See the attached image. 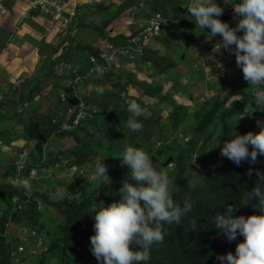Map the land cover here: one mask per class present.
I'll use <instances>...</instances> for the list:
<instances>
[{"label": "trees", "instance_id": "16d2710c", "mask_svg": "<svg viewBox=\"0 0 264 264\" xmlns=\"http://www.w3.org/2000/svg\"><path fill=\"white\" fill-rule=\"evenodd\" d=\"M135 1L121 0L114 8L101 4L98 11L100 8L106 10L101 24H79L83 27L86 25L89 30L104 36L103 38L118 42V38L108 36L106 27L134 3L138 4V0ZM183 1L185 0H148L149 11L146 15L150 16L154 11L178 13ZM227 2L231 5L234 0ZM181 24L182 37L188 44H196L191 31L193 22L184 15ZM76 25L73 22L68 31H72ZM165 36H160V40L169 46L170 38ZM205 37L206 34L201 33L200 38ZM68 39V50L57 60H65L72 65L68 64V70L60 75L55 70V62H52L47 73L48 76L57 78L52 89L46 93L53 110L45 113L40 104L26 114L27 107L22 106L19 111L10 115L0 110V118L22 124L23 133L18 137L32 143L31 148L38 157L39 165L57 163L60 167L69 169L73 166L83 168L95 164L94 161L103 155L102 162L107 165L108 174L99 181L82 176L71 185V194L54 197L46 190L29 192L31 189L25 190L20 186L21 183L11 181L10 178L17 174L16 164L0 166V264H102L92 254L90 245V236L94 232V207L97 201L102 200L108 204L120 198L118 190L129 170L127 165L121 163L119 156L127 146L141 148L149 155L154 168L167 172L171 178L170 195L175 202L182 203L185 196H190L192 201V210L182 218L180 225H162L164 240L152 246L148 264H218L215 256L234 250L237 241L229 242L218 234L212 227V216L216 212H223L228 204L238 205L234 213L236 215H249L255 211L251 205L239 203L242 194L255 183V175L251 178L247 176L249 163L242 161L236 165L220 156V148L223 141L229 138L230 131L235 128L243 134L250 130L248 123H239L238 118L244 114L249 115L250 109L257 108L253 101V86L244 80L238 68L225 96L221 97L219 93L207 97L194 111L196 122L184 130V137L180 142L169 148L165 145L158 148L156 143L167 141L176 133L190 112L187 105L177 104L170 94L163 92V83L169 81L178 88L185 89L184 91L190 87V83L186 86L180 83L178 60L173 59L169 53L161 54L158 49L147 47L135 65L142 71L151 70L154 80L141 79L136 71L123 66L104 74L96 73L86 80L85 83H91L93 89L82 96L63 82L75 79L77 74H84L90 66L89 55L95 54L98 48L94 46V40L87 43L78 41L72 45L74 38L69 36ZM202 50L204 51L203 47ZM179 59H182L181 56ZM204 66L205 64L198 65L202 80L205 77ZM157 76L162 77L163 83L158 81ZM107 82L110 83V88L106 85ZM39 83L22 96V102H30L36 95H41L44 89ZM237 84H242L238 93ZM97 87L105 89L103 94L96 92ZM131 88L137 93H131ZM61 91L66 94L65 100L60 96ZM186 95L195 101L200 94L195 97L190 96V93ZM143 96L166 100L169 121L164 122L160 115H153L155 109L145 106ZM79 97L85 103L86 114L77 125H73L79 108ZM130 99L135 100L141 108L136 117L141 128L135 131L126 124L130 115L126 101ZM15 104L16 101L13 100L10 107ZM70 107L73 112L69 113ZM143 109H147V112ZM63 125L68 128H63ZM10 133V125L3 127L0 139ZM69 139L74 142L72 145L63 148L60 144L56 150L50 148L56 141ZM161 149H166L165 153H161ZM169 157H172L174 167L165 170V162ZM194 158L198 161V168L194 167L197 177L191 180L188 174ZM63 160L66 161V166L63 165ZM32 166V163H27L22 173L23 181L28 178ZM255 167L264 168V156H258ZM13 196L20 198V206H15ZM39 201L44 204L43 208ZM46 206L57 216L56 223H48L52 216L49 213L50 220L44 216L43 209ZM9 221L11 227L7 230ZM193 224L195 229L192 228ZM13 230H17L19 234H13ZM239 239L243 237H238ZM29 240L32 242L28 243ZM32 243L35 245L31 246Z\"/></svg>", "mask_w": 264, "mask_h": 264}, {"label": "clouds", "instance_id": "9594fccd", "mask_svg": "<svg viewBox=\"0 0 264 264\" xmlns=\"http://www.w3.org/2000/svg\"><path fill=\"white\" fill-rule=\"evenodd\" d=\"M147 2L148 0H138V4H133L134 6L132 5L129 9H132L133 13L140 12L145 10ZM183 2L185 4H182V9L178 13L165 14L162 11H154L151 14L161 12L176 21L172 26L164 24L160 33L145 43L144 52L147 47H150L151 40H160V36L168 35L171 42L173 30L177 25H182V17L185 15L189 20L195 21V28L200 30L195 31L197 35L205 33L209 40L219 36V40L214 42L213 53L234 54L235 63L241 70L244 80L253 86L252 95L256 107L264 111V0H234L233 3H230L231 5L227 4V0H223L224 6L230 11L233 10L235 24L221 19L224 10L221 0H185ZM151 15L145 18L133 32L123 37L118 36L123 34L115 35L114 38L119 39L115 43L124 42L129 36L141 30ZM68 29L69 27L67 32ZM182 39L186 42L183 37ZM105 40L110 39L105 38L98 43V46ZM189 45L192 44L186 42V46ZM143 54L135 59L134 64L130 67L134 68L136 60ZM184 54V51L181 52L182 59H178L182 61ZM209 58L213 60L217 69L223 71L224 63L221 60L215 59L214 56ZM153 78L151 76L150 80H146L152 81ZM86 80L88 79L80 81ZM70 82L69 85L73 88L74 79H71ZM78 82L75 90L73 89L75 92L78 91ZM104 91L103 87L96 88V92L99 94H103ZM62 93L64 92L61 91L60 96ZM208 96L207 94L203 95V99L205 100ZM79 98L81 99V97ZM126 104L130 114L126 122L127 127L134 131L139 130L141 124L137 122L136 117L140 114L141 108L135 100L130 99L126 101ZM62 127L68 128L67 125ZM255 128L258 130L250 129L243 134L234 128L228 133L229 138L223 141L220 148V156L227 158L232 163L236 165L242 161L249 163L247 176L251 178L255 175V183L250 190H246L242 194L239 203L245 206L251 205L255 211L249 215H236L234 213L237 211L238 205L228 204L223 212H216L212 216V227L217 230L218 234H221L229 242L237 241L234 250L218 253L215 256L218 264H264V168L255 167L258 156H264V117L256 118ZM27 147L29 146L22 149H28ZM29 148L31 149V147ZM119 157L121 163L127 165L129 171L118 190L119 199L108 204L101 200L95 204L94 232L90 236L91 252L102 264H148L152 246L164 240L162 225H180L182 218L192 210L191 197L185 196L182 203L175 202L169 193L166 173L154 168L149 155L141 148L127 146ZM23 161L24 155L21 154L18 166H22ZM29 162L28 155L26 165ZM63 165L66 166L64 160ZM33 167L35 166L31 168ZM74 167L76 166L72 168ZM80 174L93 181H99L105 177V174H108V167L104 161L97 160L92 166L90 176H86L84 171H81ZM20 183V186L25 190L30 189L29 183L23 181L22 176ZM19 203L20 198L18 197L15 206H20ZM10 225L7 230L11 227ZM192 228L195 229V224L192 225ZM238 237H243V239L238 240Z\"/></svg>", "mask_w": 264, "mask_h": 264}, {"label": "rangeland", "instance_id": "374dc122", "mask_svg": "<svg viewBox=\"0 0 264 264\" xmlns=\"http://www.w3.org/2000/svg\"><path fill=\"white\" fill-rule=\"evenodd\" d=\"M135 1V0H134ZM228 1V0H227ZM137 1H135L136 3ZM221 2L223 3V0H221ZM134 3V5H135ZM225 3H223L224 5ZM133 5V6H134ZM223 14L221 16V19L224 21H228L230 24H235V20L233 19V10H229L228 8L223 6ZM98 11V10H96ZM144 11V10H142ZM145 11H149L148 6L146 5ZM127 12L133 16V12L132 9L127 10ZM125 12V13H127ZM124 15V16H118L116 18V20L111 23L108 24V26L106 27V31L110 37H115L113 35H111V33H109V29L113 28L111 31L115 32V31H119L120 33L117 34H123V35H118V36H125L124 33H130L131 31H129V26L131 24L130 22V16ZM230 16V17H228ZM79 22L77 23V25L74 27L75 29L81 30L82 29V33L81 37L82 39H79L80 42L82 43H87L89 37H90V30H88L87 33H84L83 31L86 30L88 27L85 25L84 28H81L83 26H80L79 23L81 22H85L86 24L89 25H99L101 24L102 21V16H79ZM194 24L193 28H192V36L194 39H196L195 41H197L196 44L192 43V45L186 46V42L182 39V34L180 33V31L182 30V25H177L175 27V29L173 30L174 34L171 37V46H173L172 51H174V49H182V47H184L185 50H181V52H185L184 57H183V61L179 60V67H180V71H179V77H180V83L182 85H187L190 83V87L188 89H186V91H184L185 89L182 88H178L177 86H175L173 84V82H168V83H163V79L160 76V78L157 77L158 81L163 83V92L170 94V96L172 97V99H174L177 104H183V105H187L189 108L188 114L186 115L184 121L182 122V124L179 126V129L176 133H173L172 136L170 138H168L167 141H161V144H159L158 142L156 143V145L159 147L164 145L166 147H171L174 145H177L180 140L182 139L183 136V132L184 130L188 127L191 126L193 124H195L196 120L194 117V111L196 109H198L201 105L202 102L204 101L203 99V95L205 96V94H207L208 97H211L213 95H217V94H221V97L225 96L228 91H229V86L232 83V79L236 76L237 70L239 67H237L236 63H235V56L234 54H229L228 52H223V50H221L223 52V54L221 55L220 53H213L212 49H213V45L214 42L219 40V36L216 37H212L211 40H209L207 38V36L203 39L200 38V35H197L195 31H200L198 28H195V21L192 19L191 20ZM140 25V24H139ZM138 25V26H139ZM137 26V27H138ZM73 28V29H74ZM131 30V29H130ZM115 34V33H114ZM97 36H101L102 38L99 39V42L104 40L105 38H103L104 36L100 35L99 33L96 32ZM117 36V35H116ZM180 38V39H179ZM181 40V41H180ZM194 41V40H192ZM184 44V46H183ZM182 46V47H181ZM202 47L204 49V51L202 50ZM176 52V51H174ZM201 52V54H200ZM210 56H214L215 59L217 60H221L224 63V69L223 71H221L220 69H217L215 67V64L213 63V60L210 59ZM185 58V59H184ZM200 64H205V77L203 81L201 79V73H199V67L198 65ZM65 69L63 70H67V67L64 66ZM129 70H134L136 71L137 75L139 76V78L141 79H148L150 80V73L149 71H142L137 69V67L135 66L134 68L132 67H127ZM26 79L32 80L31 77H28ZM155 79V78H153ZM70 83V82H69ZM192 84V85H191ZM106 85L110 88L111 85L109 82L106 83ZM203 85V87L201 86ZM241 86L242 84L238 85L237 84V93L241 90ZM27 87H31L29 85V82L26 83L24 88ZM51 87V86H50ZM48 87V89L46 91H49L50 89H52V87L50 88ZM85 87V89H84ZM21 88V91L22 89ZM50 88V89H49ZM77 89L79 92V95L88 93L89 90L91 91L93 89V85L91 83H88L87 85H84V81H79L77 84ZM28 89H24V91H27ZM20 92V90H19ZM135 92L132 88H131V93ZM186 93H190V96H198L199 98L197 100H191ZM20 94V93H19ZM238 95V94H237ZM16 96V95H15ZM47 96V95H45ZM48 98V97H47ZM144 102H145V106H150L153 107L155 110L153 111V115H160L161 116V120H163L164 122H168L169 118H168V112L169 109L167 108V102L166 100L164 101H160L158 99V97H148V96H143L142 97ZM207 98V97H206ZM19 101H21L22 103V97H20L18 99ZM42 110L45 113L50 112L51 110H53V106L52 103L50 101V98H48L47 100L44 101L43 103V108ZM144 111H146L147 109H143ZM147 112V111H146ZM250 114L249 115H241L238 118V122L240 123H244L247 122L248 123V129H254V130H258L255 128V120L256 118L259 117H264V111L259 110L258 108H254V109H250ZM20 132L19 134L23 133V129L21 128V126L19 127ZM17 143L15 144L16 147V152L14 154L13 159L11 162H15L16 161V155L18 154L19 150H22V148H24V144L25 141L23 139H20L18 137L17 139ZM74 142L69 139V140H60V141H56L54 144L50 145V148L52 150H56V148L61 144L63 145L62 147L65 148L66 146L72 145ZM28 148V153H29V161L30 163L33 164V166L37 167V175L34 178H30L28 176V178H25L24 181H27L30 185V189L32 192L34 190H39V191H48L52 196L54 197H61L64 195H68L71 194L73 191L71 189V185L75 182H77L82 176L85 177L83 174H80L81 171H84L86 176H90V173L92 171V166L94 164H89V166L87 167H83V168H65V167H60L57 164H50L49 166H45V165H39L38 164V157L36 155V153L34 152V150L32 151V148L30 149ZM166 150V149H165ZM165 150L161 149V153L164 152ZM163 153V154H164ZM102 158L103 155L100 156L98 158L99 161L102 162ZM97 160L94 161V163ZM9 162V163H11ZM38 164V165H37ZM198 166V161H196V159L194 158L192 164H191V168H190V172H189V177L191 180H195L196 176V172L194 167ZM165 170H171L174 167V163L172 160L168 159L166 160L165 163ZM198 168V167H197ZM167 175V172L164 171ZM168 177V189H169V193L171 190V178L167 175ZM86 178V177H85ZM39 205L43 208V203H41L39 201ZM49 213L52 216L51 221H49L48 223H52V222H57V216L55 214L52 213L51 209L49 207H44L43 209V214L44 216H46L48 218V220H50L49 217H51L49 215ZM55 222V223H56ZM54 223V224H55ZM57 225V224H55ZM13 234H19L17 230H13L12 231ZM32 241L29 240L28 243H31ZM35 243H32L31 246H34ZM37 246V245H36Z\"/></svg>", "mask_w": 264, "mask_h": 264}, {"label": "crops", "instance_id": "0c3cea01", "mask_svg": "<svg viewBox=\"0 0 264 264\" xmlns=\"http://www.w3.org/2000/svg\"><path fill=\"white\" fill-rule=\"evenodd\" d=\"M120 2L121 0H94L92 4H88V0H81V5L78 9V17L103 16L106 14V10H101L100 8L99 11H96L101 4L109 5L114 8V6ZM29 3L30 0H0V110L1 112H6L7 115L12 114L14 111H19L22 106L27 107L26 114L40 104L41 109L43 108L44 101L48 99L47 96H45L48 92L46 90L48 87L53 86V82L57 81L55 80L57 79L56 77L54 78L47 75L52 66V62H55L56 72L60 75L64 74L67 71L63 70L65 69L64 66L66 64L72 65V63L65 60L58 61L57 59L68 50L67 45H69V36L75 40L72 45L80 41L79 39H82L80 38L82 29L78 30L74 28L66 34H62L59 31L47 32L45 29V19L37 14L36 11L31 10L29 8ZM127 10H129V8ZM127 10L122 12L119 16L129 14ZM128 16L131 18V24L129 26L131 29H129V31L131 32L148 17L145 10L133 13V16L130 14ZM115 20L116 19H114L113 22ZM78 21L79 18L74 22L77 24ZM112 29L113 28L109 29L111 35L115 36L118 35L117 33H120L119 31L112 32ZM88 30L87 28L83 32L87 33ZM90 32L91 34L88 41L94 40V46H98L99 39L102 37L97 36L94 30L90 29ZM126 34L124 33V35ZM108 36L110 37L109 34ZM149 46L158 49L161 54L165 52L169 53L173 59L176 61L178 60V63L180 51L184 50L185 47L183 44L184 47L181 46L182 49H174V51H176L174 52L172 51L173 46H171V42L170 45L167 46L161 40H151ZM182 61L185 62L184 60ZM149 73H151V71H149ZM28 77H31L32 80L26 79ZM158 78H160V76ZM65 81L63 82L64 84H71L70 79ZM203 81L205 80L203 79ZM27 82H29L31 87L40 82L39 84L43 86L44 90L41 95H36L32 101L21 103L18 99L25 96L31 88H24ZM87 84L88 83L84 81V85ZM201 86L203 87V85ZM21 88L28 90L24 91V89H22L21 91ZM13 100L16 101V104L10 107V103H12ZM7 125H10L11 133L4 139H0V166L13 163L11 161L13 159L12 156H14L16 152L17 146L15 144L18 141L17 139L20 132L19 127L21 126L23 129L21 123L0 118V130H2L3 127H8ZM23 140L26 143L24 146L32 147L31 142L25 139Z\"/></svg>", "mask_w": 264, "mask_h": 264}, {"label": "built area", "instance_id": "2783aa9c", "mask_svg": "<svg viewBox=\"0 0 264 264\" xmlns=\"http://www.w3.org/2000/svg\"><path fill=\"white\" fill-rule=\"evenodd\" d=\"M94 0H88V4H92ZM142 4V2H141ZM81 0H30L29 8L36 11L45 19L47 32L59 31L62 34L67 33V28L76 20ZM176 19L165 16L161 12H155L147 19L141 30L129 36L124 42L115 43L111 40H105L95 54L89 56V68L84 75H77L72 84L75 90L76 83L82 79H90L96 73H106L116 70L121 66H130L144 52L145 43L151 38L158 35L164 24L172 26ZM62 99L66 98L65 93L61 94ZM78 112L73 120V125H77L81 117L86 114L85 103L80 99ZM73 112V108H69V113ZM21 154L24 155L22 166H18ZM28 149H22L16 156L15 164L17 165V174L11 178V181L21 182L22 172L25 169L28 159ZM37 175L36 167L31 168L29 176L34 178ZM18 197L13 198V202L17 203ZM10 221L7 222L9 226ZM22 249V246H20Z\"/></svg>", "mask_w": 264, "mask_h": 264}, {"label": "water", "instance_id": "95a60500", "mask_svg": "<svg viewBox=\"0 0 264 264\" xmlns=\"http://www.w3.org/2000/svg\"><path fill=\"white\" fill-rule=\"evenodd\" d=\"M171 159H172V157H169V158H168V161L171 160ZM165 163H166V162H165Z\"/></svg>", "mask_w": 264, "mask_h": 264}]
</instances>
